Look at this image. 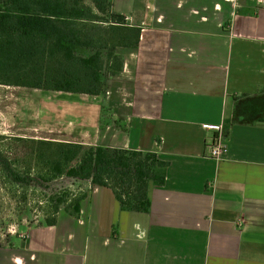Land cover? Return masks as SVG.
I'll return each mask as SVG.
<instances>
[{
	"label": "crops",
	"instance_id": "obj_1",
	"mask_svg": "<svg viewBox=\"0 0 264 264\" xmlns=\"http://www.w3.org/2000/svg\"><path fill=\"white\" fill-rule=\"evenodd\" d=\"M112 9L140 37L105 96L0 85V136L154 152L165 184L143 214L87 183L78 217L60 211L54 226L8 237L0 264H264V1ZM205 123L223 128L219 159Z\"/></svg>",
	"mask_w": 264,
	"mask_h": 264
},
{
	"label": "trees",
	"instance_id": "obj_2",
	"mask_svg": "<svg viewBox=\"0 0 264 264\" xmlns=\"http://www.w3.org/2000/svg\"><path fill=\"white\" fill-rule=\"evenodd\" d=\"M91 2L96 11L83 0H0V85L105 96L108 79L122 72L124 53L138 48L140 28L115 13L112 0ZM97 24L105 30L87 26ZM28 141L38 147L47 182L67 177L107 188L123 212L149 214V188L165 184L168 163L154 152ZM0 166L9 183L28 185L30 175L12 170L1 151ZM86 196L64 190L50 198L53 216L40 226H54L60 210L78 217Z\"/></svg>",
	"mask_w": 264,
	"mask_h": 264
},
{
	"label": "rangeland",
	"instance_id": "obj_3",
	"mask_svg": "<svg viewBox=\"0 0 264 264\" xmlns=\"http://www.w3.org/2000/svg\"><path fill=\"white\" fill-rule=\"evenodd\" d=\"M83 4L96 11L91 0H83ZM87 26L99 27L103 31L106 28L99 24ZM78 96L65 95L63 98L76 101ZM23 113L25 108L22 106L18 117H24ZM28 140H16L5 136L0 138V151L5 155L12 170L30 175L27 186L11 184L4 178L0 166V244L5 243L10 236L25 237L26 231L40 226L44 220H50L53 216V203L50 202V198H55L64 190L75 196L87 192V183L67 177H56L47 182V168L39 159L38 147ZM13 240L18 242L19 239L13 237Z\"/></svg>",
	"mask_w": 264,
	"mask_h": 264
},
{
	"label": "built area",
	"instance_id": "obj_4",
	"mask_svg": "<svg viewBox=\"0 0 264 264\" xmlns=\"http://www.w3.org/2000/svg\"><path fill=\"white\" fill-rule=\"evenodd\" d=\"M264 1V0H263ZM203 130L212 132L215 136V141L210 145L208 149V157L211 159H219L227 154L228 149L222 140L223 128L221 125L216 124H202Z\"/></svg>",
	"mask_w": 264,
	"mask_h": 264
}]
</instances>
